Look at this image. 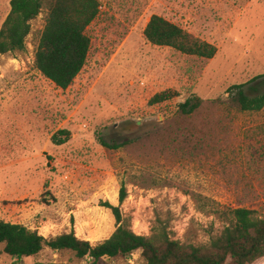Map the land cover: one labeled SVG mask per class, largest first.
Listing matches in <instances>:
<instances>
[{
  "label": "rangeland",
  "instance_id": "obj_1",
  "mask_svg": "<svg viewBox=\"0 0 264 264\" xmlns=\"http://www.w3.org/2000/svg\"><path fill=\"white\" fill-rule=\"evenodd\" d=\"M85 67L67 90L35 64L47 13L32 22L24 52L0 55V220L47 239L75 231L92 245L115 230L102 203L119 205L131 229L150 236L160 219L172 237L207 244L228 224L227 208L264 217V109L243 112L234 85H264V0H98ZM11 0H0V30ZM154 15L217 48L211 60L149 43ZM249 87L260 88L258 92ZM166 90L180 96L151 99ZM196 95L192 115L180 103ZM60 130L71 133L55 145ZM122 145L109 149L100 143ZM214 202L220 212L204 204ZM0 264H91L45 248L33 260L3 253ZM103 264H146L142 251ZM27 262V263H26ZM254 264H264V258Z\"/></svg>",
  "mask_w": 264,
  "mask_h": 264
},
{
  "label": "trees",
  "instance_id": "obj_2",
  "mask_svg": "<svg viewBox=\"0 0 264 264\" xmlns=\"http://www.w3.org/2000/svg\"><path fill=\"white\" fill-rule=\"evenodd\" d=\"M11 10L0 30V55L24 52L31 34L32 22L46 12V24L35 51V64L41 74L56 87L67 90L72 86L86 65L91 48L88 28L100 14L98 0H11ZM144 36L154 46L169 47L182 54L211 60L217 48L195 37L162 16L154 15ZM262 82L264 75L251 83ZM247 84L234 85L227 90L228 98L237 102L243 112H261L264 109V93L251 96ZM258 92L260 88L249 87ZM180 95L166 90L156 94L152 105L163 104ZM203 105V100L193 95L180 103L183 115H192ZM71 138L68 130H60L53 136L55 145H64ZM103 147L119 149L122 145L109 144L100 139ZM128 197L126 188L120 191L119 205L102 203L115 224L114 232L102 243L92 245L80 239L75 231L47 239L38 231L21 224L0 220V246L3 253L22 260L39 255L45 248L72 252L79 260L91 259V264H103L105 259L128 257L142 251L146 264H254L264 258V217L248 208H227L229 224L218 234L211 235L207 244L182 243L172 237L168 224L160 219L150 236L135 233L125 218L122 204ZM213 212H220L214 202L204 204Z\"/></svg>",
  "mask_w": 264,
  "mask_h": 264
},
{
  "label": "crops",
  "instance_id": "obj_3",
  "mask_svg": "<svg viewBox=\"0 0 264 264\" xmlns=\"http://www.w3.org/2000/svg\"><path fill=\"white\" fill-rule=\"evenodd\" d=\"M38 256V255H37ZM37 256H34V257H29V258H23L22 260H33V261H36V257ZM27 263V262H26ZM28 264V263H27Z\"/></svg>",
  "mask_w": 264,
  "mask_h": 264
},
{
  "label": "built area",
  "instance_id": "obj_4",
  "mask_svg": "<svg viewBox=\"0 0 264 264\" xmlns=\"http://www.w3.org/2000/svg\"><path fill=\"white\" fill-rule=\"evenodd\" d=\"M133 256H134V254L131 257H133Z\"/></svg>",
  "mask_w": 264,
  "mask_h": 264
}]
</instances>
